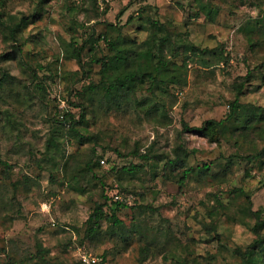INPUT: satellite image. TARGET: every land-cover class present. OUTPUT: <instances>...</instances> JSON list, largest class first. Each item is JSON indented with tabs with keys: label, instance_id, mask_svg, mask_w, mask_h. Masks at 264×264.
<instances>
[{
	"label": "rangeland",
	"instance_id": "obj_1",
	"mask_svg": "<svg viewBox=\"0 0 264 264\" xmlns=\"http://www.w3.org/2000/svg\"><path fill=\"white\" fill-rule=\"evenodd\" d=\"M24 14L22 51L0 29V264H45L39 243L51 264L83 252L107 253L103 264H237L257 237L255 210L264 233V161L247 156L264 148V117L245 120L264 112V0H0V18ZM164 33L174 72L148 73L119 101L91 89L112 38L136 55ZM237 99L246 108L234 115ZM210 119L222 123L184 127ZM149 149L159 157L140 156ZM204 162L212 172L181 181ZM107 189L128 203L126 227L104 221L84 238Z\"/></svg>",
	"mask_w": 264,
	"mask_h": 264
},
{
	"label": "trees",
	"instance_id": "obj_2",
	"mask_svg": "<svg viewBox=\"0 0 264 264\" xmlns=\"http://www.w3.org/2000/svg\"><path fill=\"white\" fill-rule=\"evenodd\" d=\"M46 0H41L44 3ZM203 9H206L205 5H202ZM206 12L208 15H212V10L207 9ZM35 16V14L33 15ZM30 15H9L8 19L0 18V29L6 35V38L12 41L15 52L17 50L22 51L19 32L23 28V26L28 22ZM160 29H163L162 25L158 24ZM121 36H117L116 38H112L110 41V45L112 47V52L106 56H104L103 60V71L104 77L102 80L96 84L94 87H91L93 91L103 90L104 96L109 100L114 99L119 101L120 97H124L127 95L133 86V83L137 79H143L148 73L154 72V77L157 78V75H162L163 71L167 68L171 69L174 72L176 67H179L180 63H175L174 66L169 68L167 62L164 59L163 49L164 46L170 42V37L167 33L161 36V40L158 46L155 45L152 40H146V47L138 50L136 55L131 52V47L127 46L123 43ZM194 51L199 50L195 44L189 46ZM157 48V49H155ZM189 48H187V51ZM201 51V50H199ZM209 51L212 52V49ZM219 53H223L220 51ZM6 54H0V59L5 58ZM188 54L182 58L186 59ZM10 58V57H9ZM156 74V75H155ZM176 75H172V80L175 79ZM162 80V79H161ZM244 105L237 99L233 103V113L239 115L241 112L245 111ZM86 109H83L82 117H85ZM264 112L260 110L259 112H254V116L246 115V123L249 124L252 122L256 115H259L261 119L264 117ZM233 115V116H234ZM239 119V118H237ZM222 123L221 121H216L215 119H210L206 121V123L202 126H190L185 123L184 127L190 130L209 132V129L212 127H217L218 124ZM72 127H75L73 125ZM141 153L140 156L145 159H156L159 157V154L151 152ZM135 153L138 154V151L135 150ZM251 159H261L264 161V148L258 151L255 154H247ZM173 164L177 162V160H171ZM0 163L4 164L7 168L10 166L9 162L5 160L0 154ZM212 165L210 163L204 162L199 164L198 166H188L185 168V172L181 176V181H185L187 178V173L192 172L194 170H198L200 173H210L212 172ZM236 195H244L249 201V208L252 211V200L251 195L242 187H239L235 191ZM120 194L119 190L114 192H110V190H106L103 193L104 200L97 201L94 205L91 213L89 214L86 220V228L84 238L94 239L97 237L102 230L103 222H108L111 226L117 229H123L126 227L125 220L121 216L122 210L128 205V203L120 198H116V195ZM7 202V201H6ZM4 199L0 198V207L4 205ZM210 213V212H209ZM253 213L257 217L256 223L253 225V229L257 233V237L245 248H237L235 251L237 255L240 257V261L237 264H264V233L259 230V226L263 224V220L261 218V214L259 210L253 211ZM38 251L34 257H41L43 263L51 264L50 260L45 255L46 248L42 246L41 243L38 244ZM107 253L103 255L101 259L92 264H103L106 260ZM78 264H87L82 261Z\"/></svg>",
	"mask_w": 264,
	"mask_h": 264
},
{
	"label": "built area",
	"instance_id": "obj_3",
	"mask_svg": "<svg viewBox=\"0 0 264 264\" xmlns=\"http://www.w3.org/2000/svg\"><path fill=\"white\" fill-rule=\"evenodd\" d=\"M104 161V160H103ZM116 198H121L120 194L116 195ZM81 260L87 264L95 263L99 260V257L94 256L92 254H88L86 252L81 253Z\"/></svg>",
	"mask_w": 264,
	"mask_h": 264
}]
</instances>
